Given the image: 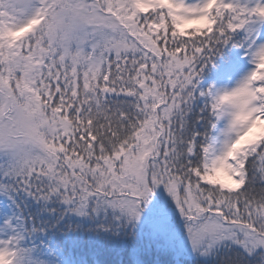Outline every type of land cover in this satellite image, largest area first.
Wrapping results in <instances>:
<instances>
[{
	"label": "snow or ice",
	"instance_id": "obj_1",
	"mask_svg": "<svg viewBox=\"0 0 264 264\" xmlns=\"http://www.w3.org/2000/svg\"><path fill=\"white\" fill-rule=\"evenodd\" d=\"M0 264H264V0H0Z\"/></svg>",
	"mask_w": 264,
	"mask_h": 264
}]
</instances>
